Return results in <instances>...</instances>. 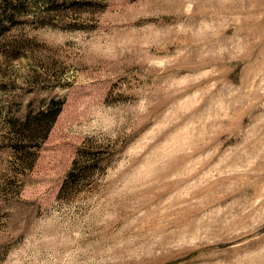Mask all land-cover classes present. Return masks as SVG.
Listing matches in <instances>:
<instances>
[{"label": "rangeland", "instance_id": "374dc122", "mask_svg": "<svg viewBox=\"0 0 264 264\" xmlns=\"http://www.w3.org/2000/svg\"><path fill=\"white\" fill-rule=\"evenodd\" d=\"M0 264H264V0H0Z\"/></svg>", "mask_w": 264, "mask_h": 264}]
</instances>
